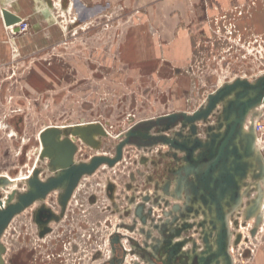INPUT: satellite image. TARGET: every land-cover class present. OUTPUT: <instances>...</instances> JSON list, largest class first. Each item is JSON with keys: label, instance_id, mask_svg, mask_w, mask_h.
<instances>
[{"label": "rangeland", "instance_id": "rangeland-1", "mask_svg": "<svg viewBox=\"0 0 264 264\" xmlns=\"http://www.w3.org/2000/svg\"><path fill=\"white\" fill-rule=\"evenodd\" d=\"M50 2L51 10L41 0H0L20 20L6 26L0 7V211L34 193L35 182L57 181L2 230L0 264H107L115 235L122 264H152L141 248L160 244L161 225L182 222L193 224L183 233L186 253L264 264V145L251 133L264 124V99L247 109L240 136L250 132L255 153L240 157L246 174L239 194L223 201L224 225L175 146L198 145L199 156L236 95L210 110L212 98L264 79V0ZM84 164L67 192L69 168ZM141 202L152 211L145 226L133 213Z\"/></svg>", "mask_w": 264, "mask_h": 264}, {"label": "water", "instance_id": "water-1", "mask_svg": "<svg viewBox=\"0 0 264 264\" xmlns=\"http://www.w3.org/2000/svg\"><path fill=\"white\" fill-rule=\"evenodd\" d=\"M48 2V1H47ZM50 5V3L48 2ZM1 7V14L4 19L5 25H16L20 20L15 17L13 13L6 7ZM240 91L237 90L235 86H228L221 89L211 100L209 109L211 110L217 102L227 99V97L235 93L236 98L231 102H227V114L228 121L225 124V127L221 131L218 137L212 138L207 142L204 150L200 153L199 156L194 154L195 150L200 148L198 145L194 147H185L183 145L175 143L177 148L182 149L186 153V160L192 168V173L194 174L197 188L203 192L201 196V201L207 203V201L214 205V210L224 225L223 217V201L225 198H232L234 195L239 194V179L244 178L246 171L243 168L242 160L240 157L243 155L253 156L255 153V145L253 138H249L250 132L246 135H241L242 126L245 124L251 109H254L264 99V79L260 80L257 85H250L246 82L241 83ZM249 92H254V98H251ZM251 108L247 112V109ZM234 115L233 120L230 119V116ZM22 121L21 118L19 119ZM18 124V123H17ZM78 132L82 135L83 133L87 136H93V134H98L101 137L105 136V133L96 128L94 130L85 129L81 130L76 128ZM16 131L19 132V127H16ZM83 131V133L81 132ZM251 133L255 135V132L251 126ZM240 136V137H239ZM243 136H247L240 146V139ZM85 140V138H84ZM65 149V163L72 165L71 160V150L72 143L68 140L63 143ZM196 147V148H195ZM47 152H52L51 148L45 147ZM51 149V150H50ZM54 155V154H53ZM195 156L198 157V160L195 159ZM53 157V156H52ZM51 157V158H52ZM101 163L100 159H95L91 166H95ZM90 166V165H89ZM88 165H78L77 167H71L68 170L69 177L67 180V192H69L78 178L83 175L88 170ZM3 181L0 180V184ZM57 186V181H52L48 185H42L39 182L33 184L34 193L29 194L24 197L21 202L15 206H8L3 211H0V233L8 224L9 220L16 214L21 208L29 204L34 198H38L42 195H45L51 189ZM224 235V232H222ZM119 235L113 236L112 242V254L114 253V245L118 243ZM121 262V261H120ZM120 262H115L110 260L109 264H120Z\"/></svg>", "mask_w": 264, "mask_h": 264}, {"label": "flooded vegetation", "instance_id": "flooded-vegetation-1", "mask_svg": "<svg viewBox=\"0 0 264 264\" xmlns=\"http://www.w3.org/2000/svg\"><path fill=\"white\" fill-rule=\"evenodd\" d=\"M149 199L147 196L143 197L144 201ZM193 208H187V214H190ZM134 215L140 221L141 225H148L149 219H151L152 211H145V204L141 202L137 204L134 208ZM183 215V214H182ZM184 216V215H183ZM129 230H134L135 225H124ZM193 228V224L189 222H182L180 226L175 228L174 230H170L163 224L160 226L162 232V240L160 244L153 245L150 250H146L141 248L146 254L145 257L152 264H216L218 255L216 253H212L209 255H205L199 257L197 255L193 256L186 253V247L189 244L188 238H183V233ZM223 240V235H222ZM134 243V242H133ZM132 243V244H133ZM137 246V244H136ZM139 246V245H138ZM141 247V246H140ZM117 248L119 250H117ZM125 248L120 243V239L118 244L114 245V253L111 260L115 262H120L122 264L125 260ZM110 262V260H109ZM109 262L107 264H109Z\"/></svg>", "mask_w": 264, "mask_h": 264}, {"label": "built area", "instance_id": "built-area-1", "mask_svg": "<svg viewBox=\"0 0 264 264\" xmlns=\"http://www.w3.org/2000/svg\"><path fill=\"white\" fill-rule=\"evenodd\" d=\"M28 31V25L27 23L22 20L18 25V32L19 33H26ZM253 130L255 134L258 137V140L261 142V144L264 145V124L263 123H254Z\"/></svg>", "mask_w": 264, "mask_h": 264}, {"label": "crops", "instance_id": "crops-1", "mask_svg": "<svg viewBox=\"0 0 264 264\" xmlns=\"http://www.w3.org/2000/svg\"><path fill=\"white\" fill-rule=\"evenodd\" d=\"M51 4V6L53 7V5H52V3L50 2V0H41V6H43L44 7V5L45 4H48V2ZM50 5H49V7H50V10L52 9V7H51ZM46 7V6H45ZM63 7H65V8H67L66 7V5L64 4L63 5ZM54 8V7H53ZM62 10H64L65 11V9H62ZM16 13L15 14H21V13H18V11H15ZM22 14H23V16H25L26 15V13H25V15H24V13L22 12ZM22 17V16H21ZM1 25V24H0ZM42 37H43V35H41V37H40V39H42ZM26 38V40L27 41H29V42H33V40H34V37L33 38H31V36L30 37H25ZM36 43V42H35Z\"/></svg>", "mask_w": 264, "mask_h": 264}, {"label": "bare ground", "instance_id": "bare-ground-1", "mask_svg": "<svg viewBox=\"0 0 264 264\" xmlns=\"http://www.w3.org/2000/svg\"><path fill=\"white\" fill-rule=\"evenodd\" d=\"M242 130H243V129H242ZM244 130H245V129H244ZM244 130H243V131H244ZM2 206H3V205H2Z\"/></svg>", "mask_w": 264, "mask_h": 264}]
</instances>
